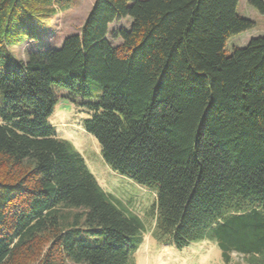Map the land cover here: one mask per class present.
Returning a JSON list of instances; mask_svg holds the SVG:
<instances>
[{
    "label": "trees",
    "instance_id": "trees-1",
    "mask_svg": "<svg viewBox=\"0 0 264 264\" xmlns=\"http://www.w3.org/2000/svg\"><path fill=\"white\" fill-rule=\"evenodd\" d=\"M66 2L0 0V264H135L141 223L48 124L60 101L91 113L112 171L154 191L152 234L264 264V34L227 47L255 27L238 0H93L79 33L17 59Z\"/></svg>",
    "mask_w": 264,
    "mask_h": 264
},
{
    "label": "rangeland",
    "instance_id": "rangeland-1",
    "mask_svg": "<svg viewBox=\"0 0 264 264\" xmlns=\"http://www.w3.org/2000/svg\"><path fill=\"white\" fill-rule=\"evenodd\" d=\"M92 3L93 0H67V9L59 10L57 16L49 20L50 25L38 31L41 40L26 42L20 47H15L13 49L15 57L23 61L27 51L35 50L41 44L44 47L59 48L65 37L79 33ZM236 11L241 17L252 20L255 27L232 37L227 47H243L249 39L264 34V14H259L250 7L247 0H238ZM120 26L127 27V22L115 23L110 29ZM118 42L115 41V44ZM91 91L95 97L101 92L96 86H91ZM2 103L0 93V104ZM54 108L47 121L58 137L70 142L83 156L88 170L106 195L113 198L112 202L138 217L141 223L140 233L130 244L134 247L132 258L135 264H245L243 257L235 253L231 254L228 263L224 262L216 243L211 238L192 242L178 249L172 242H165L152 234L156 220L154 191L140 187L133 181L116 174L104 162L99 144L83 129V121L89 118L91 113L63 101Z\"/></svg>",
    "mask_w": 264,
    "mask_h": 264
}]
</instances>
